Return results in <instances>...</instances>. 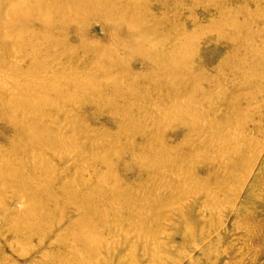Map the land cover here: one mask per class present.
Here are the masks:
<instances>
[{
    "label": "rangeland",
    "instance_id": "rangeland-1",
    "mask_svg": "<svg viewBox=\"0 0 264 264\" xmlns=\"http://www.w3.org/2000/svg\"><path fill=\"white\" fill-rule=\"evenodd\" d=\"M21 1L29 5L33 0ZM126 2L101 1L113 10ZM5 3L17 4L0 0V32L11 31L14 23L23 25L19 19L14 22L19 18L14 13L10 22L1 16ZM131 4L148 19L139 18L141 28L130 26L139 27V43L126 49L119 74L112 61L107 63L111 77L99 73L102 94L108 99L95 103L106 106L117 97L113 88L123 73L135 79L136 88L148 91L150 97L146 95L143 105L140 91L127 93L122 98L124 105L110 102L108 110H98L91 99L78 102L73 96L76 113L59 96L53 95L46 113L40 102L31 99L35 88L45 96L50 94L49 77L63 73L72 79L79 77L77 82L85 84L90 68L104 63L98 62L101 58L95 50L116 47L111 36L126 41L124 28H114L109 17L88 6L82 7L78 20L62 14L61 20L55 18L50 25L54 27L49 33L59 36L58 46L67 45L58 52L56 67L45 66L51 65L48 58L43 67L33 69L38 72L26 71L23 57L13 53L4 38L0 43V173L5 174L0 180L2 184L15 181L17 186L5 195L16 196L10 209L4 206L0 210V264H39L37 256L42 258L40 264H264V0H131ZM122 18L133 19L129 14ZM31 27L39 26L32 23ZM150 27L164 35L171 32V36L146 41L141 33ZM27 41L19 38L13 43ZM82 44L84 53H77ZM146 45L190 62L189 68L195 70L191 71L194 83L178 100L181 109L188 110V117L176 115V119L163 121L161 130L155 126L156 116L164 110L154 103L156 98L168 101V93L160 87L172 83L158 79L152 85L147 77L152 63L133 51ZM117 50V60L122 61L123 50ZM39 73L43 77L34 82ZM77 82L71 85L80 88ZM61 83H55L59 93ZM109 87L111 91L106 92ZM125 102L136 108L142 131L125 128L116 136L119 141L111 140L118 127L127 124L121 111ZM112 107H116L114 112ZM31 124L48 131L38 136L44 143L54 140L51 148H31V142L23 138ZM58 142L64 146L54 153ZM99 142L103 146L95 153L94 144ZM75 154L82 158L76 161ZM37 161L49 166L39 185L44 186L42 195L50 200L51 208L39 206L36 197L25 193L30 165ZM161 162L167 166L164 176L156 168ZM62 186L70 193L79 191L85 199L104 196L101 202L108 208L131 203L123 206V215L132 219L133 226L123 227L110 239L103 256H95L85 245L79 247L72 237L80 232L81 217L71 207L62 206V200L68 203L72 199L67 194L62 197ZM25 213L42 215V222L32 232L40 238L37 243L19 238V225L13 224V218L23 221ZM111 223L106 228L113 229ZM73 254L77 256L70 258Z\"/></svg>",
    "mask_w": 264,
    "mask_h": 264
},
{
    "label": "bare ground",
    "instance_id": "bare-ground-1",
    "mask_svg": "<svg viewBox=\"0 0 264 264\" xmlns=\"http://www.w3.org/2000/svg\"><path fill=\"white\" fill-rule=\"evenodd\" d=\"M14 1H16L17 3L16 6H11L5 3V10L1 16H3L6 19V22H10L9 16L10 14L14 13L19 17L17 19H14V22L15 20L19 19L23 22V25L21 27L19 24L13 22L14 24L12 25L13 28L11 31L0 32V43L3 41L4 38L5 42L13 47L14 49L13 53L18 52L23 57V59L27 63L28 69H24L26 71L38 72L33 69H40V67H43L45 61L48 58H51V65L49 66L45 65V66L56 67V59L58 56V52L61 49L66 48L67 45L60 44L58 46V44L60 43L58 41L59 36L56 37L52 36L53 34L49 33V30L52 27H54V26H50L53 23V20L55 18L61 20L62 14L76 17V20H78L79 17H82L81 12L83 11V8L88 6L89 10H91L92 12L97 11L98 14H105L106 17H109V22L113 25L114 28L116 29L124 28L126 31V36L125 38H123L126 40L125 42L119 41V39L121 38H119L118 36H111V39L115 41V44L117 45L116 46L117 49L123 50V52L120 54L123 55L122 61L117 60V57L119 56V51L113 45H109L106 48H98V50L94 49L96 52V56H98V59L101 58L98 60V62L102 63L104 61V63L103 64L95 63L90 68L89 73L85 75V77L88 78L85 84L77 82L79 80V77L72 79L69 77L68 74L66 75L63 73L57 78L49 77L48 82L49 84H51L50 87L51 89L49 90L50 94L45 96V94L39 92L38 88L32 90L30 93V96L32 97L31 99H33L36 102H40L42 104L43 113H46L47 111L50 110V104L52 103L53 95L59 96L60 101L65 106H70V107L72 106L74 112L76 111L75 109H77V106L73 104L74 103L73 96L76 97V100H78V102L86 101V99H91L92 103L96 106L98 110L101 108L108 110V104L110 102H115L118 104L120 103L124 105L122 98L125 95H127V93L135 94L136 92L140 91L142 98L141 105L144 104V99L146 95L150 97L148 91L145 90L144 87L141 86L136 88L134 78H132L129 74L123 75V73H120L122 76L116 82L113 88V92L116 94L117 97L108 101V104L106 106L102 104L100 106V103H95V102H102L108 99L106 98L105 95L102 94V92H105V90L102 87L103 84L99 78L100 77L99 73L106 72L109 74L108 76L111 77L112 74L108 72L109 65H107V63L112 61L114 67L117 68V73L119 74V71L124 64L123 60L126 58V53L128 52V50L126 49L128 47L131 48V45H137L139 43V40H137L138 31H139V27L141 28L143 26L139 18L142 19L144 18L146 20L148 19L138 14L139 11H137V9L134 7V4H131V0L129 1L127 0L125 4L119 3L117 9L115 10L110 8L108 5H104L103 3H101V1L103 0H62V1L33 0L29 5L22 4L23 2L21 0H14ZM128 14L131 15V19L133 18L132 21H126L122 18L128 16ZM32 23L37 24L39 27H36V29H32L31 27ZM133 24L139 26L138 29L131 28L130 26ZM15 26H18L19 28H16ZM141 35L144 40L150 41L153 40L154 36H159L160 39L164 37H169L171 36V32H168L167 35H164L163 32L157 31L156 28L153 29L152 27H150L143 34L141 33ZM15 36H19V37H15ZM19 38H23L28 41L26 43H13L14 41H17ZM186 39L187 38H185L184 45L188 48L187 46L188 43L186 42ZM56 46L58 47L56 48ZM83 50H84V45L82 44L76 49V52L83 54L84 53ZM114 50L118 51V53L113 52ZM183 50L184 52L188 51L184 47ZM133 51L137 55L144 57V60L152 63L153 68L148 72V76H147L149 80L153 81L152 85L158 79H165L166 81H170L172 83L171 87H166V88L160 87V89L164 90L163 92L168 93L169 95L168 101L166 99H158V98L155 99L154 104L160 110H164V112H157L155 126L158 125V129L161 130L162 129L161 123L163 121L176 119V115L178 117L180 116L188 117V110L186 108L181 109V101L178 102V100H179V95L182 96L184 95V93L188 92L187 89L188 85L194 83L193 73L195 70L189 68L190 62L188 63L181 62L179 61L180 58L170 57L166 53L163 54L164 51L154 50L147 45L140 46L138 49H135ZM97 53H99V55ZM16 62L14 64L19 67V65ZM120 64H122V66ZM114 67L112 66L111 69ZM191 71L193 73H191ZM71 72L74 73L76 71L74 69H71ZM119 76L120 75H117L116 77ZM39 77H43L41 73H39L38 77L34 80V82H36ZM60 80H64L63 83H61L62 81ZM9 81L13 83L12 78H10ZM73 82L79 83L80 88H76L74 85H71V83L73 84ZM55 83H61L59 87L60 93L58 92ZM4 84L6 85L5 82ZM23 84L24 83H22L21 86H23ZM119 84H122V87H119ZM108 91H111V87H109L106 92ZM79 96H81L82 99H80ZM46 99H48V101ZM177 102H178L179 110L175 111L173 106ZM160 103H164V105L161 106ZM147 104H149V102ZM115 110L116 107H112V111L114 112ZM135 110L136 108L134 109L133 105H127V102H125V108L121 109V111L124 114L122 115L123 119L127 120V124L125 126H119L118 130L109 139L119 141V139H117L116 136L123 134V130L125 128H127L130 132L133 133L142 131L140 124V117H137L135 115ZM11 111L12 112L15 111V106L13 103L11 105L10 113ZM41 113L42 112L40 110L39 115ZM37 126L38 125L31 124L28 127V132L23 130L24 131L23 138L26 140V142L28 141L31 142L30 144L31 148L35 149L36 147L38 150L41 151L46 150L40 148L39 146L48 148L50 147V145L52 146L54 145V140H51L50 143H44L41 140L42 137L38 136V134L45 135L48 134V131L45 129H40V127ZM125 133L128 134V131L127 132L125 131ZM154 135L157 136L156 132ZM58 136L59 135H57V137ZM103 139L106 140L105 137ZM63 146H64V142H58L57 148L54 149L53 152L58 153L60 149L63 148ZM94 146L96 149L94 152L96 153L97 149L100 150V148L103 145L100 144L99 142L98 144L95 143ZM76 149H77L76 146L73 144L72 150L74 151ZM30 151L31 149L29 150V152ZM114 155L116 156L117 153L114 152ZM170 155L171 154L168 153L167 155L168 160ZM51 158L52 160H55L53 154ZM74 158L77 161V159H81L82 157L80 156L76 158V154H75ZM35 163L36 164L34 165H30L29 168L30 174L27 176L28 177L27 183L29 185V188L26 189L25 193H27V195L30 196L31 198H33L32 196L36 197L39 206L42 204L45 205L47 204L48 206L52 205V203H50V200L46 199L42 195V192L45 190V188H43L44 186L40 187L39 185V183L42 181V178L44 177L45 169H48L49 166L45 164H41L40 161H37ZM166 167L167 166H165V163L163 162L159 163L156 166L157 170L161 172L162 175L164 174V171H166ZM0 175L4 176L5 174L0 173ZM1 181L2 180H0V210L4 206L10 209L9 205L12 203L13 199L16 196L10 195V197L6 198L5 195L8 193L10 194V192L12 191H15L17 186L15 181H11L8 184H2ZM34 188L36 189V191L33 190ZM78 192L79 191H73L70 193L68 192L67 187L65 186H62L60 191L62 197L65 196L66 194L71 195L72 197V199H67V200H71L68 203L62 200L61 201L62 206L71 207L74 210V213H76L81 217V220L78 223V228H80V232L75 231L72 239L77 243L79 247H84L85 245L88 248H90V250H92L95 256L99 254L103 256V250L108 245L109 240L114 239V237L117 236V233H120L121 230L123 231L124 230L123 227L133 226L132 219L123 215V206H128L131 203H128L126 205L113 204V205H109L111 208H108L106 206H103V203L101 202V198L104 196H98L90 200V199H85L83 198V196L78 195ZM111 196H115V195H111ZM125 200L127 202L126 198ZM51 207L53 206H49V208ZM9 211L11 214H14L12 213L11 210ZM25 214L26 215L23 221H17L13 218V222H14L13 224L19 225V227L16 228L18 231L21 232V236H19V238L21 237L25 238L28 243H32V242L37 243L39 242L40 238L37 234L32 235V232L36 229L37 226H39V223L42 222V215L41 214L36 215L34 213L32 214L25 213ZM91 219H95V222L92 223ZM110 221L112 222L111 226H113V229L106 228L109 225ZM15 237L17 238V236ZM74 256H77V254L71 255L70 258H73ZM85 256H87V253L85 254ZM81 258H83V256ZM36 262L39 264L42 263V258L37 256ZM62 263H65V261L59 264ZM87 264H93V263H87ZM103 264H110V262L107 263L105 261L103 262Z\"/></svg>",
    "mask_w": 264,
    "mask_h": 264
}]
</instances>
